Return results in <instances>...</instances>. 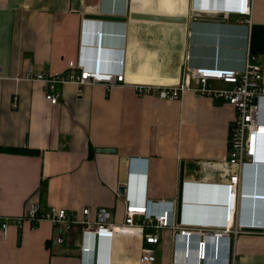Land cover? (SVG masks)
Returning <instances> with one entry per match:
<instances>
[{"label": "crops", "instance_id": "obj_1", "mask_svg": "<svg viewBox=\"0 0 264 264\" xmlns=\"http://www.w3.org/2000/svg\"><path fill=\"white\" fill-rule=\"evenodd\" d=\"M235 5V0H154L153 5L0 0V215H20L29 201L38 200L77 214L88 207L93 216L104 208L109 220L122 222L119 188L128 185L150 202L173 201L176 227L225 228L226 183L236 172L225 163L234 108L189 89L169 101L139 95L132 85L191 88L195 82L188 70H241L248 52L258 57L264 76V0H252L249 22H240ZM90 14L125 21L86 20ZM100 33L101 68L122 73L125 84L66 82L58 86L59 101L50 104L41 82L21 79L28 66L34 73L63 72L70 60L91 69ZM210 83L224 86L212 89L230 88L219 80ZM263 146L264 138L262 157ZM181 179L184 204L177 220ZM240 191L264 194V162L243 166ZM238 203L236 220L246 232L232 243L231 234L221 238L218 262L203 264H264V200ZM79 232V226L63 232L65 241L58 243L50 222L11 225L5 238L0 234V264H80L91 256L92 264H198L187 255L189 245L213 241L210 236L188 241L171 226L161 230L156 244H146L138 232L125 230L111 241L99 239L97 249L80 258Z\"/></svg>", "mask_w": 264, "mask_h": 264}, {"label": "built area", "instance_id": "obj_2", "mask_svg": "<svg viewBox=\"0 0 264 264\" xmlns=\"http://www.w3.org/2000/svg\"><path fill=\"white\" fill-rule=\"evenodd\" d=\"M235 2L234 13L240 17V22H249L252 0H235ZM102 37L103 34L100 33L98 35L97 55L91 69H86L79 60H70L67 63V69L63 72L40 71L34 73L32 67L28 66L21 79L41 82L44 87V97L50 104H56L59 101L58 86L66 82H73L77 85L101 83L107 88L125 84L122 73L107 72L101 68ZM187 74V78L195 82L194 87H188L189 84L187 83L177 87L140 84H133L132 86L139 95H152L169 101L178 99L181 91L189 89L197 96H205L213 100L219 99L234 108L235 116L228 137L229 154L225 163L229 167H235L236 172H232L228 176L226 183L225 228L176 227L173 224L175 213L173 201L150 202L140 189L136 192L135 188H131L132 190L127 188L124 193L125 208L122 222L109 220V214L104 208L97 210L93 216L88 207L83 208L80 214H77L71 209L44 207L38 200H31L20 215H0L1 236L3 238L7 236L11 225L21 227L23 223L29 222L35 226L39 222L47 221L55 228L56 241L64 243L62 233L69 232L75 226H79V251L80 258H83V256L91 255L94 252L96 241L99 239L111 241L117 232L125 230L138 232L143 236L146 244H156L160 239L161 230L174 226L178 229L179 235L188 241L194 236L203 239L207 236L212 237L217 242V251H219L218 241L221 238H228L229 240L231 234L232 240L229 242L232 243L239 234L245 233L246 230L236 220L239 199L264 200V194H245L240 191L243 166L264 162V156L260 155L262 139L264 138V76L262 65L256 55L248 52L244 68L241 70L200 67L188 70ZM211 80L227 83L230 88L212 89L209 84ZM136 165L139 167L138 163ZM155 203H158L159 206ZM153 205L157 208H153ZM161 206L162 208H160ZM204 241L205 239L201 240L199 247L203 246L204 248ZM217 251L215 254L216 262L220 257V253ZM200 258H204L203 254ZM86 262L80 264H92V256L90 261L86 260ZM227 264L232 263L227 262Z\"/></svg>", "mask_w": 264, "mask_h": 264}, {"label": "water", "instance_id": "obj_3", "mask_svg": "<svg viewBox=\"0 0 264 264\" xmlns=\"http://www.w3.org/2000/svg\"><path fill=\"white\" fill-rule=\"evenodd\" d=\"M133 18H139V19H148V20H175L173 17L168 16H152V15H134ZM86 20H94V21H100V22H124L125 18L122 17H115V16H105V15H86ZM98 151L103 152H114V150L111 149H98ZM137 164V163H136ZM136 164H133V166L136 167ZM132 181H135L134 178H132ZM131 181H129V184ZM128 186V185H127ZM127 186H120L119 193L124 194L127 190ZM184 204V183L181 179L180 183V189H179V196H178V204H177V220L180 219L182 208ZM214 240L212 241V244H208L206 240L204 241V248L203 246L199 247V243H195L194 246L189 245L188 248V255H190V259L194 261V263L203 264L205 261L206 263H215L214 260V254L216 250V246L214 244ZM203 254L204 258H200V256Z\"/></svg>", "mask_w": 264, "mask_h": 264}, {"label": "rangeland", "instance_id": "obj_4", "mask_svg": "<svg viewBox=\"0 0 264 264\" xmlns=\"http://www.w3.org/2000/svg\"><path fill=\"white\" fill-rule=\"evenodd\" d=\"M153 2H154V0H149V4H152L153 5ZM240 18V17H239ZM238 18V19H239ZM224 84H226V83H224ZM210 85L212 86V84L210 83ZM226 85H228V87H229V84H226ZM213 88H223L224 86H221V85H217V84H213V86H212ZM226 87V86H225Z\"/></svg>", "mask_w": 264, "mask_h": 264}, {"label": "trees", "instance_id": "obj_5", "mask_svg": "<svg viewBox=\"0 0 264 264\" xmlns=\"http://www.w3.org/2000/svg\"><path fill=\"white\" fill-rule=\"evenodd\" d=\"M17 151H24V152H31V153H33L32 150H22V149H19V150H17Z\"/></svg>", "mask_w": 264, "mask_h": 264}, {"label": "clouds", "instance_id": "obj_6", "mask_svg": "<svg viewBox=\"0 0 264 264\" xmlns=\"http://www.w3.org/2000/svg\"><path fill=\"white\" fill-rule=\"evenodd\" d=\"M96 249H97V246H96V243H95L94 250H96ZM214 256H215V254H214ZM214 260H215V257H214Z\"/></svg>", "mask_w": 264, "mask_h": 264}, {"label": "bare ground", "instance_id": "obj_7", "mask_svg": "<svg viewBox=\"0 0 264 264\" xmlns=\"http://www.w3.org/2000/svg\"><path fill=\"white\" fill-rule=\"evenodd\" d=\"M225 5V4H224ZM208 6V5H207ZM202 8V7H201ZM262 109H263V101H262ZM263 111H264V109H263Z\"/></svg>", "mask_w": 264, "mask_h": 264}]
</instances>
